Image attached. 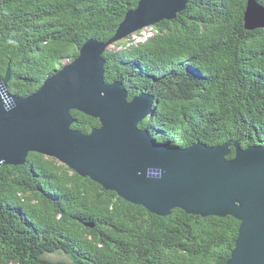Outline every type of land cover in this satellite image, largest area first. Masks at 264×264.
Instances as JSON below:
<instances>
[{
    "label": "trees",
    "instance_id": "obj_1",
    "mask_svg": "<svg viewBox=\"0 0 264 264\" xmlns=\"http://www.w3.org/2000/svg\"><path fill=\"white\" fill-rule=\"evenodd\" d=\"M246 2L188 0L183 12L151 25L144 40L134 44L128 35L105 48L104 81L120 82L128 99L143 92L153 98L139 128L156 143L264 146V29L244 28ZM137 4L0 0V77L9 69V92H34L89 39L106 44ZM71 114L72 128L84 134L100 126ZM238 227L230 216L178 208L151 214L38 153L24 165L0 167V264H225ZM54 254L66 260L48 257Z\"/></svg>",
    "mask_w": 264,
    "mask_h": 264
},
{
    "label": "water",
    "instance_id": "obj_2",
    "mask_svg": "<svg viewBox=\"0 0 264 264\" xmlns=\"http://www.w3.org/2000/svg\"><path fill=\"white\" fill-rule=\"evenodd\" d=\"M187 3L138 0L106 44L87 40L77 57L27 96L9 92L8 69L0 77V167L24 165L30 152L39 153L160 217L175 208L200 217L230 216L239 227L226 264H264V146L158 144L139 128L152 113L153 98L128 99L121 83L104 81L109 44L174 18ZM244 28L264 29V7L256 0L246 2ZM72 111L100 126L89 134L73 129ZM161 169L162 178L149 177Z\"/></svg>",
    "mask_w": 264,
    "mask_h": 264
},
{
    "label": "rangeland",
    "instance_id": "obj_3",
    "mask_svg": "<svg viewBox=\"0 0 264 264\" xmlns=\"http://www.w3.org/2000/svg\"><path fill=\"white\" fill-rule=\"evenodd\" d=\"M183 12V11H182ZM151 25L150 26H146V27H144V28H142L141 30H139V31H136V32H134V33H132V34H130V36L131 35H133V36H131L132 38H131V41L132 42H134V44L136 43V42H139V41H142V40H144L146 37H148V36H150L151 35ZM115 43V42H114ZM114 43H112V44H109L108 46H109V48L111 47H114ZM120 48L119 47H116V50H119ZM118 83V82H117ZM120 83V82H119ZM110 84H112V83H110ZM124 87V86H123ZM141 95H149V94H147V92H143V93H141ZM78 131V130H77ZM82 133V132H81ZM34 153V152H33ZM39 154V153H38ZM41 155V154H40ZM44 156V155H43ZM46 157V156H45ZM59 162V161H58ZM50 259H52V260H56V259H59V260H66L65 258H64V256H62V255H57V254H54V255H51V256H48Z\"/></svg>",
    "mask_w": 264,
    "mask_h": 264
},
{
    "label": "bare ground",
    "instance_id": "obj_4",
    "mask_svg": "<svg viewBox=\"0 0 264 264\" xmlns=\"http://www.w3.org/2000/svg\"><path fill=\"white\" fill-rule=\"evenodd\" d=\"M106 83V82H105ZM14 94H16V93H14ZM23 97V96H22ZM255 105V104H254ZM212 107V106H211ZM259 108V107H258ZM243 114V113H242ZM74 118V117H73ZM242 118V117H241ZM242 121V120H241ZM240 121V122H241ZM246 122V121H245ZM159 124V123H158ZM152 126V125H151ZM158 126V125H157ZM156 127V126H155ZM262 127V126H261ZM153 128V127H152ZM74 129V128H73ZM75 130H77L76 128H75ZM153 130V129H152ZM151 132V131H150ZM214 132V131H213ZM148 133H149V131H148ZM150 134V133H149ZM152 134V133H151ZM261 134V133H260ZM227 135V134H226ZM153 136H155V135H153ZM234 137V136H233ZM161 139H162V135H161ZM230 142V141H229ZM159 143V142H158ZM166 143V142H165ZM262 144V143H261ZM212 145H214V144H212ZM253 147H259V146H253ZM262 147V146H261ZM177 148V147H176ZM181 149V148H180ZM119 197V196H118ZM121 198V197H120ZM124 200V199H123ZM131 204V203H130ZM137 206H139V205H137ZM142 207V206H141ZM145 209V208H144ZM146 210V209H145ZM196 216H198V215H196ZM204 223V222H203ZM226 226V225H225ZM203 227V226H202ZM204 228H206V227H204ZM208 228V227H207ZM209 229H211V228H209ZM238 229V228H237ZM229 230V229H228ZM205 231H207V230H205ZM226 231H227V229H226ZM235 231H237V230H235ZM201 232V231H200ZM203 232V231H202ZM233 232V231H232ZM220 233V232H219ZM204 234H206V232L204 233ZM227 235V234H226ZM232 235V234H231ZM202 236H204V235H202ZM209 236V235H208ZM213 236V235H212ZM221 236H222V233H221ZM210 237H211V235H210ZM215 237V236H214ZM219 237V236H218ZM230 237H232V236H230ZM229 237V238H230ZM237 237V236H236ZM235 237V238H236ZM216 238V237H215ZM224 238V237H223ZM209 239V238H208ZM219 239H221V237H219ZM224 240V239H223ZM232 240V239H231ZM211 243L214 245V243H213V240H212V238H211ZM216 241V240H215ZM218 241V240H217ZM216 241V242H217ZM221 242H222V240H220ZM220 241H219V243H220ZM200 242V241H199ZM206 242V241H205ZM224 242V241H223ZM227 242H228V240H227ZM232 243H233V241H231ZM235 242V241H234ZM232 243H230L231 245H232ZM234 244V243H233ZM217 245V244H216ZM221 245H223V244H221ZM221 245H218V246H221ZM235 246V245H234ZM214 247V246H213ZM215 247H217V246H215ZM223 247V246H222ZM221 247V248H222ZM225 247V246H224ZM200 248V247H199ZM201 248H202V246H201ZM210 248H212V247H210ZM220 248V249H221ZM230 248V247H229ZM197 249V248H196ZM234 249V248H233ZM188 250V249H187ZM189 250H191V249H189ZM223 250H225L224 248H223ZM198 251V250H197ZM217 251V250H216ZM219 251V250H218ZM228 251V250H227ZM229 251L231 252V250L229 249ZM196 252V251H195ZM200 252V251H199ZM204 252H205V250H204ZM201 253V252H200ZM218 253V252H217ZM219 253H221V252H219ZM216 254V253H215ZM227 254V253H226ZM192 255V254H191ZM228 255H230L231 256V254H228ZM204 256V255H203ZM229 256V257H230ZM193 261V260H192ZM224 261L226 262V259H224ZM228 261V260H227ZM196 264H197V262H196ZM226 264V263H225Z\"/></svg>",
    "mask_w": 264,
    "mask_h": 264
},
{
    "label": "clouds",
    "instance_id": "obj_5",
    "mask_svg": "<svg viewBox=\"0 0 264 264\" xmlns=\"http://www.w3.org/2000/svg\"><path fill=\"white\" fill-rule=\"evenodd\" d=\"M149 177L150 178H156V179H160L163 177L164 175V171L161 169V170H157L156 172H149Z\"/></svg>",
    "mask_w": 264,
    "mask_h": 264
}]
</instances>
